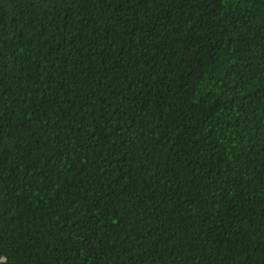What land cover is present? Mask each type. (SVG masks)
I'll list each match as a JSON object with an SVG mask.
<instances>
[{
    "label": "trees",
    "instance_id": "trees-1",
    "mask_svg": "<svg viewBox=\"0 0 264 264\" xmlns=\"http://www.w3.org/2000/svg\"><path fill=\"white\" fill-rule=\"evenodd\" d=\"M0 264H264V0H0Z\"/></svg>",
    "mask_w": 264,
    "mask_h": 264
}]
</instances>
